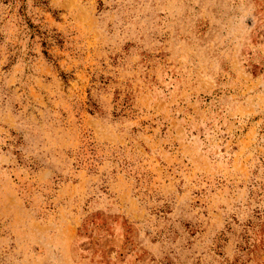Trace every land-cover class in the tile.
<instances>
[{"label": "rangeland", "instance_id": "obj_1", "mask_svg": "<svg viewBox=\"0 0 264 264\" xmlns=\"http://www.w3.org/2000/svg\"><path fill=\"white\" fill-rule=\"evenodd\" d=\"M0 264H264V0H0Z\"/></svg>", "mask_w": 264, "mask_h": 264}]
</instances>
